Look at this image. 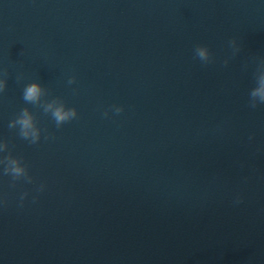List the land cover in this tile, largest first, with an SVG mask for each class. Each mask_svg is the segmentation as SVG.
Returning a JSON list of instances; mask_svg holds the SVG:
<instances>
[{"label": "water", "instance_id": "1", "mask_svg": "<svg viewBox=\"0 0 264 264\" xmlns=\"http://www.w3.org/2000/svg\"><path fill=\"white\" fill-rule=\"evenodd\" d=\"M0 79V264H264V0H0Z\"/></svg>", "mask_w": 264, "mask_h": 264}, {"label": "clouds", "instance_id": "2", "mask_svg": "<svg viewBox=\"0 0 264 264\" xmlns=\"http://www.w3.org/2000/svg\"><path fill=\"white\" fill-rule=\"evenodd\" d=\"M230 45L236 50L239 51L237 47V42L235 39L230 41ZM195 56L198 57L202 62L205 64L210 63L212 60V55L210 50L207 46L204 45H197L194 49ZM227 63V61H225ZM75 82V77H71L68 81L69 84ZM6 88V80L0 79V91H3ZM41 85L39 82H33L28 84L23 90V100L26 102L35 103L38 101L41 95ZM259 96V101H256L254 98ZM264 104V82L261 83V86L254 91L250 92V107L255 108L257 104ZM51 106H49L50 108ZM48 111V109H45ZM123 111V108L116 107L115 112L120 113ZM107 115V113H105ZM77 117V110L75 108H70L65 110L64 106L61 105L57 107L54 111H52V118L54 119L57 127L61 126L65 122H68ZM16 125H19V136L24 139L28 140L30 143L35 144L41 138V130L36 126L34 123L33 116L29 114L27 109H23L21 111V115L15 121H11L9 123V128H15ZM11 164L13 165L11 169L8 168L3 169L4 175H11L13 181L18 180L21 177H24L28 183L32 182V177L28 173L27 165L20 166V163L17 159H12ZM43 185H41L40 190H43ZM27 196V193L22 194L21 201H23L24 197Z\"/></svg>", "mask_w": 264, "mask_h": 264}]
</instances>
